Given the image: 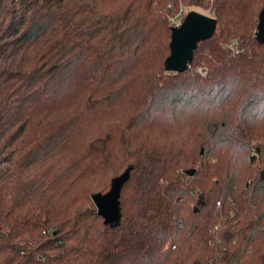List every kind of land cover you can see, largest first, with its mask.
Wrapping results in <instances>:
<instances>
[{
	"label": "trees",
	"instance_id": "trees-1",
	"mask_svg": "<svg viewBox=\"0 0 264 264\" xmlns=\"http://www.w3.org/2000/svg\"><path fill=\"white\" fill-rule=\"evenodd\" d=\"M182 8L217 28L173 73ZM263 8L0 0V264H264Z\"/></svg>",
	"mask_w": 264,
	"mask_h": 264
},
{
	"label": "water",
	"instance_id": "water-1",
	"mask_svg": "<svg viewBox=\"0 0 264 264\" xmlns=\"http://www.w3.org/2000/svg\"><path fill=\"white\" fill-rule=\"evenodd\" d=\"M217 28V20L202 12L191 10L183 22L173 26L171 31L170 55L165 61L168 72L182 73L190 66L200 42L212 38ZM255 37L260 44H264V8L259 14V23ZM131 168L112 181L111 189L105 193L93 195L92 200L97 213L104 218L106 225L117 224L121 219L120 196L125 183L130 178ZM188 176L194 170L187 171Z\"/></svg>",
	"mask_w": 264,
	"mask_h": 264
},
{
	"label": "built area",
	"instance_id": "built-area-1",
	"mask_svg": "<svg viewBox=\"0 0 264 264\" xmlns=\"http://www.w3.org/2000/svg\"><path fill=\"white\" fill-rule=\"evenodd\" d=\"M169 6H171V5H169ZM187 13H188V12L186 11V9L182 8V9L179 11V13H178L177 16H175V17H171V18H170V21H171L172 25H173V26H178V25H180V24L183 22L184 18L186 17ZM236 45H237L236 42H231V43L228 45V48H229L230 50H232L233 52H235V51H236ZM199 72H200L203 76H206V75H207V71L204 70V69H200Z\"/></svg>",
	"mask_w": 264,
	"mask_h": 264
},
{
	"label": "rangeland",
	"instance_id": "rangeland-1",
	"mask_svg": "<svg viewBox=\"0 0 264 264\" xmlns=\"http://www.w3.org/2000/svg\"><path fill=\"white\" fill-rule=\"evenodd\" d=\"M191 10H196V9H193V8H192V9L186 8V11H187V12H189V11H191ZM196 11H199V10H196ZM202 13H203V12H202ZM204 14L209 15L208 13H204ZM209 16H210V15H209ZM200 69H201V68H199V70H200ZM198 72H199V71H198Z\"/></svg>",
	"mask_w": 264,
	"mask_h": 264
}]
</instances>
